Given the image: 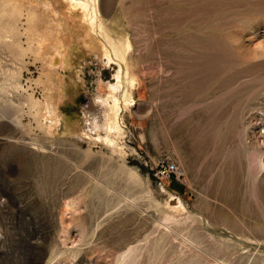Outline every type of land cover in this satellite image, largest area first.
Returning <instances> with one entry per match:
<instances>
[{"label": "rangeland", "instance_id": "374dc122", "mask_svg": "<svg viewBox=\"0 0 264 264\" xmlns=\"http://www.w3.org/2000/svg\"><path fill=\"white\" fill-rule=\"evenodd\" d=\"M32 2L0 0V264H264V186L243 181L244 146L264 157V0H98L136 76L111 142L89 137L108 133L116 60L77 17L47 73ZM168 162L183 176L162 187Z\"/></svg>", "mask_w": 264, "mask_h": 264}, {"label": "bare ground", "instance_id": "6f19581e", "mask_svg": "<svg viewBox=\"0 0 264 264\" xmlns=\"http://www.w3.org/2000/svg\"><path fill=\"white\" fill-rule=\"evenodd\" d=\"M32 1L33 2L31 3V6H28L27 9L29 11V16L31 17L32 22L34 23V25H36V27L38 28V32L40 33L41 39L39 38L40 41L36 45V50H38V52H40L41 54H44L47 58V73H54V71L56 70L55 68L57 66L64 68L66 62L69 60L68 54L74 40L72 35L73 30L71 29V26L73 25L72 23L77 20V17L81 19V25L84 29V37L82 40L84 41L83 43L85 44L87 51H94L98 59L105 58L107 63H110L113 57L116 60L115 62H117L118 64V70L115 73L114 77L116 78V82L111 88L112 92L110 96L105 100V103L108 106V114L105 118L107 120L106 127L108 133L105 137L96 136L94 138L91 137L92 135H90L89 137V139L91 138L92 140L97 139L99 141L106 140L107 142H111V136L113 134L122 135L119 114L121 110L120 98L122 102L126 105L130 100H132L128 92V88L130 89V87L134 85L136 76L130 73V71L133 69V64L127 61V52L125 50L126 48L124 47L127 46L128 48L130 43L127 41L126 45H124V43L123 45H119V43L115 42L116 40L111 38L110 35L106 32V29L101 21V17L98 14V0H55V3L59 4L60 11H55L53 9V13H50L52 15H48L50 12L47 9L50 6L48 3H41V1H39L41 3L40 4L36 0ZM61 13L62 16H60ZM253 49V55L258 57H264V46L259 45ZM129 60L133 59L130 58ZM52 77L53 75H49L46 78V82L44 85L46 90H49L50 86L53 85V81L51 79ZM123 79L125 87H123ZM117 95H120L121 97H117ZM109 98L111 100V103L109 101ZM35 105H37L38 107V116H40L41 118L48 120L49 117L53 115V112L51 110L52 107H50L48 99H46L43 103L37 102ZM34 114L37 115L36 112ZM83 134L87 135L86 133ZM244 148L245 153H243V181L245 184V188L247 189L246 193L249 194L252 199L256 200L257 197H259L258 190L262 186H264L263 152L258 148H249L246 146H244ZM176 205L177 206L170 208L171 211L173 210L174 212L180 214L185 213V207L180 199H177ZM186 227L188 228L189 225H186ZM140 255L141 250L138 251L136 256Z\"/></svg>", "mask_w": 264, "mask_h": 264}, {"label": "built area", "instance_id": "2783aa9c", "mask_svg": "<svg viewBox=\"0 0 264 264\" xmlns=\"http://www.w3.org/2000/svg\"><path fill=\"white\" fill-rule=\"evenodd\" d=\"M155 176L158 180V184L164 187V182H169L172 179L179 180L181 176H183V173L175 163L168 162L155 173Z\"/></svg>", "mask_w": 264, "mask_h": 264}]
</instances>
